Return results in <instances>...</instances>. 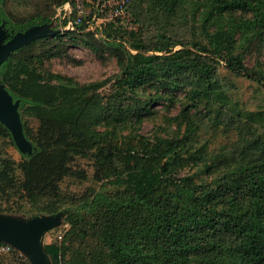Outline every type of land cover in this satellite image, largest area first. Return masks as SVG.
I'll return each mask as SVG.
<instances>
[{"label":"trees","instance_id":"trees-1","mask_svg":"<svg viewBox=\"0 0 264 264\" xmlns=\"http://www.w3.org/2000/svg\"><path fill=\"white\" fill-rule=\"evenodd\" d=\"M141 1L147 10L137 14L139 30L109 21L99 38L81 24L21 46L0 65L12 100L37 119V125L23 121L29 150L21 161L0 151V203L17 197L36 214L69 211L65 236L45 245L53 264H62L67 241L76 245L65 264H264V111L242 109L218 77L224 60L234 75L264 90L261 65L250 68L235 54L244 46L264 51V0H190L192 13L185 0ZM66 3L76 0H0V25L18 33L49 24ZM192 16L207 43L170 33L176 21ZM64 37L97 51L108 49L104 39L125 42L152 53L151 60L117 80V95L100 91L106 83H52L30 62L66 49ZM142 88L150 89L147 103L134 97ZM163 99L180 105L177 129L151 139L139 129ZM213 115L239 138L206 158L194 141L202 119ZM7 139L16 145L0 121V141ZM79 159L92 162L99 182L82 194L62 186L88 179ZM0 212L15 213L1 205ZM12 251L20 264H30Z\"/></svg>","mask_w":264,"mask_h":264},{"label":"rangeland","instance_id":"rangeland-1","mask_svg":"<svg viewBox=\"0 0 264 264\" xmlns=\"http://www.w3.org/2000/svg\"><path fill=\"white\" fill-rule=\"evenodd\" d=\"M123 1L125 0H76L75 6L66 3L57 9L56 15L49 24L38 28L30 27L18 33L10 31L5 24L0 25V44H5L16 35H20L21 40H24L27 36L32 37L40 33H43L46 37L59 32L69 31L65 28L68 20H76L79 16L84 19V22L81 24L87 27L90 25V30L97 33L96 36L99 38H102L99 32L101 27L109 21H116L128 30H139L141 24L137 20V14L142 10V14L144 15L147 10V2L126 0L128 3L122 14L115 16L113 14L115 7ZM184 9L192 13L196 7L194 4H190V0H185ZM193 20L192 16L189 17L188 23L176 21L175 25L170 28V33L174 39L183 42L199 39L203 43H207L208 37L201 31L200 25L193 24ZM150 31L152 34L157 33V29L154 26H151ZM64 41L67 46L66 49L60 53L48 54L41 60L31 61L30 64L43 73L45 80L52 83L70 85L106 83L100 89L106 96L118 94L119 90L117 89L116 82L127 71L132 67L143 65L151 60L152 53L132 49L127 43L121 41H108L104 39L108 49L103 51L89 48L80 42L69 40L67 37H64ZM176 48H180V46ZM115 50L123 51L126 55L125 60H121ZM237 53L243 55L245 64L250 68H256L260 64L264 70V51L259 53L254 46H244L237 49L235 54ZM218 77L225 94L236 101L242 109L251 112L264 111V90L261 89L257 82L246 77H237L225 67L224 60L218 66ZM0 84L4 87L2 83ZM136 94L135 98L142 99L145 103L150 101V89L142 88ZM179 95L183 96V93ZM131 100L133 101L134 99L131 98ZM12 105L16 107L14 114L20 130H22L23 121L25 120L37 125L35 116L21 112L20 107L15 102ZM152 108L155 113L144 120L139 129L140 133L151 139H154L156 136H168V134H172L173 130L177 129V122L173 120V117L179 114L180 105H172L169 101L163 99L153 103ZM203 116L204 114H200L198 118H202ZM214 117L215 115L212 118L207 116V118L202 119L201 128L197 132L194 141L195 145L202 146L205 149L203 157L206 158L228 151L227 149L231 148L239 138V134L235 128L227 127L222 123L219 124L217 120H214ZM13 138L16 145H12L8 139L1 140L0 151L19 162L22 159V152L27 151L28 145L23 142L22 144L25 149H21L22 147L20 148L17 145L15 136ZM78 165L86 171L88 179L85 181L67 179L62 186L66 191L82 194L99 182L93 178L95 168L92 162L86 159H79ZM196 169V167L187 168L180 174L186 175L196 171ZM107 189L112 190L110 186H107ZM0 205L15 212H0V215L9 219L15 227H29L30 224L33 226L31 233L38 234L37 238H39L41 247H45L47 243L59 242V236H65L67 230L70 228L67 220L68 210L62 211L57 215L36 214L28 202L22 201L17 197L11 201L2 202ZM5 244L10 245L12 249L17 248L10 243ZM66 245H68L69 249L62 257V264H65L70 251L75 248L76 244L67 241ZM18 251L32 264L24 251ZM0 254V264H20V260L15 257L13 251Z\"/></svg>","mask_w":264,"mask_h":264},{"label":"water","instance_id":"water-1","mask_svg":"<svg viewBox=\"0 0 264 264\" xmlns=\"http://www.w3.org/2000/svg\"><path fill=\"white\" fill-rule=\"evenodd\" d=\"M45 25L46 24L41 26ZM41 26L34 27L38 28ZM20 37V35H16L5 44H0V65L7 59L12 51L20 48L25 44L30 43L37 38L45 36L43 35V33H40L33 35L32 37L27 36V38L24 40H21ZM13 103L14 101L7 92L5 86L3 87L0 84V121L11 130L13 137L15 136V138L17 139V145L20 146V148L22 147L21 149H25L22 144L24 142L26 143V145H28L27 150H29V144L25 140L23 128L22 130H20L17 118L14 114V111H16V107H13ZM15 103H17V106H19V101H16ZM32 228L33 226L31 224L29 225V227H15V225H13L9 221V219L0 215V242L10 243L13 246H16L17 250L24 251V253L28 255V258L32 264H51V260L45 250V247H41L40 245L39 238H37L38 234L34 232L31 233Z\"/></svg>","mask_w":264,"mask_h":264},{"label":"built area","instance_id":"built-area-1","mask_svg":"<svg viewBox=\"0 0 264 264\" xmlns=\"http://www.w3.org/2000/svg\"><path fill=\"white\" fill-rule=\"evenodd\" d=\"M127 3H128V1H123L122 3H120L119 5H117L116 7H115V10H114V12H113V14L115 15V16H119V15H121L122 14V12L124 11V8L126 7V5H127ZM82 22H84V19L81 17V16H79L76 20H73V19H69L68 20V23H67V26L65 27L66 28V30H69V31H77V29L78 28H76V27H78L79 25H81V23ZM106 24V23H105ZM104 24V25H105ZM103 25V26H104ZM90 25L87 27V29H89L90 30ZM102 28V27H101ZM100 34H101V29H100ZM96 35H97V33H96ZM101 36H102V34H101ZM62 237V235H60L59 236V238H61ZM12 250V247L10 246V245H8V244H3V245H0V253H6V252H10Z\"/></svg>","mask_w":264,"mask_h":264},{"label":"crops","instance_id":"crops-1","mask_svg":"<svg viewBox=\"0 0 264 264\" xmlns=\"http://www.w3.org/2000/svg\"><path fill=\"white\" fill-rule=\"evenodd\" d=\"M48 244V243H47ZM24 256V255H23ZM49 256V255H48ZM28 258V257H27ZM49 258H50V256H49ZM50 260H51V258H50ZM51 264H52V260H51Z\"/></svg>","mask_w":264,"mask_h":264}]
</instances>
